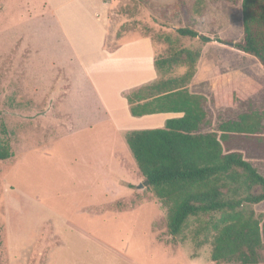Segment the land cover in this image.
Masks as SVG:
<instances>
[{"label":"rangeland","instance_id":"1","mask_svg":"<svg viewBox=\"0 0 264 264\" xmlns=\"http://www.w3.org/2000/svg\"><path fill=\"white\" fill-rule=\"evenodd\" d=\"M241 19V0H0V145L11 152L0 160V264H239L210 257L219 212L168 232L125 140L136 130L125 95L182 75V57L164 70L154 61L188 49L199 52L186 84L202 96L199 133L264 113V68L215 40H240ZM185 26L209 41L178 34ZM222 146L264 176V118ZM243 208L264 219V201ZM259 253L264 264V239Z\"/></svg>","mask_w":264,"mask_h":264},{"label":"trees","instance_id":"2","mask_svg":"<svg viewBox=\"0 0 264 264\" xmlns=\"http://www.w3.org/2000/svg\"><path fill=\"white\" fill-rule=\"evenodd\" d=\"M180 1V5L183 4ZM242 38L218 42L254 56L264 68V0H241ZM177 33L207 42L209 38L189 27ZM183 58L188 70L180 76L161 78L132 89L125 95L132 116L182 113L167 118L163 127L130 130L125 134L129 150L159 201L167 206V229L175 236L190 216L219 212L212 223L213 261L261 264L264 219L243 206L264 201V176L236 151L225 152L222 141L231 133L255 134L262 128L264 113H243L218 125V131L199 133L205 119L202 96L186 84L194 75L198 51L181 49L172 57L155 59L158 70ZM11 156L0 145V160Z\"/></svg>","mask_w":264,"mask_h":264},{"label":"crops","instance_id":"3","mask_svg":"<svg viewBox=\"0 0 264 264\" xmlns=\"http://www.w3.org/2000/svg\"><path fill=\"white\" fill-rule=\"evenodd\" d=\"M128 46H130V45H128ZM131 46L135 48V45L133 46V44H131ZM149 49H150V47H149ZM127 50H129V49H127ZM147 53H148V50L145 48L144 55H147ZM146 59H147L145 61L146 63L144 62L145 65L147 64L146 67L143 66L144 69L143 70H139V72L137 73V74H140V77H143L144 79L151 78V74H152L151 60H150L149 57H147ZM135 75L136 74H133L132 75V78L133 79L135 78ZM155 114H157V113H155ZM147 115H152V114H147ZM181 115H182V113L168 112V113H164V114H161V115H153V116H149V117H144V118H147L148 120H150V121H148L147 119H143V121L145 122V124H133L132 122L135 120V118H133L131 115H128V119H129L128 122H130L131 124H129L127 122V126H130L131 128H135V129H146V128L163 127L164 126V122H165V120L167 118L179 117ZM143 116H145V115H143ZM125 117H126V114H125ZM116 119L121 120V117H116ZM119 126L120 125L117 123V127H119ZM118 164H119L118 159L117 158H114V160L111 161V165H108V166L106 165V168H108L110 171H113V167H116ZM109 173L110 172L104 171V175L106 177H109V175H113V173L112 174H109ZM114 183L115 182L112 181V185H115L116 186V184H114Z\"/></svg>","mask_w":264,"mask_h":264},{"label":"water","instance_id":"4","mask_svg":"<svg viewBox=\"0 0 264 264\" xmlns=\"http://www.w3.org/2000/svg\"><path fill=\"white\" fill-rule=\"evenodd\" d=\"M145 184H148V181L147 180H145ZM143 184H140L139 186L141 187Z\"/></svg>","mask_w":264,"mask_h":264}]
</instances>
